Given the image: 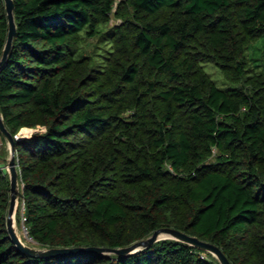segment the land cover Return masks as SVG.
<instances>
[{
    "label": "trees",
    "instance_id": "obj_1",
    "mask_svg": "<svg viewBox=\"0 0 264 264\" xmlns=\"http://www.w3.org/2000/svg\"><path fill=\"white\" fill-rule=\"evenodd\" d=\"M14 3L0 109L13 135L36 128L15 138L27 243L122 247L173 226L233 264H264V46L250 52L264 0ZM8 30L0 0V58ZM8 154L0 143V264H222L176 238L128 254L22 251Z\"/></svg>",
    "mask_w": 264,
    "mask_h": 264
},
{
    "label": "water",
    "instance_id": "obj_2",
    "mask_svg": "<svg viewBox=\"0 0 264 264\" xmlns=\"http://www.w3.org/2000/svg\"><path fill=\"white\" fill-rule=\"evenodd\" d=\"M5 6L7 10L9 30H8V36L3 50V54L0 58V72L8 59V55L13 46L14 37L17 33V23L14 13V7H15L14 0H5ZM31 130L33 132L34 130H36V128H31ZM0 131L7 138L10 145V157L8 158V165H9V173L11 178V198H10V207L7 215V226L12 239L15 241L17 246L22 251L32 256H40V257L79 253L86 251L116 252L119 254H128L139 251L140 249H143L145 247H148L162 238H176L212 252L214 255L218 257V259L222 264H233L229 259V257L227 256V254L218 244L209 240L202 239L197 235L190 234L184 230H181L173 226L159 227L155 229V231L148 237L136 240L133 243L122 247L89 245V246H62V247L54 246V247L42 248V247H36L34 245H30L20 237V235L18 234L15 228L14 221L16 217L17 205L21 192L19 170L17 168L16 157H15L16 140L14 135L11 133V131L8 129L5 123L1 109H0Z\"/></svg>",
    "mask_w": 264,
    "mask_h": 264
},
{
    "label": "rangeland",
    "instance_id": "obj_3",
    "mask_svg": "<svg viewBox=\"0 0 264 264\" xmlns=\"http://www.w3.org/2000/svg\"><path fill=\"white\" fill-rule=\"evenodd\" d=\"M120 21L119 18H112L111 22L112 24L118 23ZM264 46V37H261L252 47H251V54L252 55H259L263 49ZM206 70L211 74V76L216 80V82L220 86H229L230 83L226 80L221 68L214 62L208 61L204 63ZM29 129V128H28ZM10 155V152H9ZM9 158V157H8ZM19 206V201L17 205V209ZM15 228L20 235V237L27 242L28 241V236L23 228V225L21 221L18 218V214L16 211V217H15ZM37 247V246H36Z\"/></svg>",
    "mask_w": 264,
    "mask_h": 264
},
{
    "label": "built area",
    "instance_id": "obj_4",
    "mask_svg": "<svg viewBox=\"0 0 264 264\" xmlns=\"http://www.w3.org/2000/svg\"><path fill=\"white\" fill-rule=\"evenodd\" d=\"M29 128V129H28ZM32 133V130H31V127H24L21 131H19L18 133L14 134V137L15 138H20L22 136H25V135H30ZM7 169L9 170V165L7 164ZM26 219V216L23 212V228L28 236V239L29 240H34L33 237L29 234V230H28V227L24 224V220Z\"/></svg>",
    "mask_w": 264,
    "mask_h": 264
},
{
    "label": "crops",
    "instance_id": "obj_5",
    "mask_svg": "<svg viewBox=\"0 0 264 264\" xmlns=\"http://www.w3.org/2000/svg\"><path fill=\"white\" fill-rule=\"evenodd\" d=\"M0 143L4 144L7 149L9 150L10 152V145H9V141L7 140V138L5 137V140H3V138L1 137L0 135ZM10 157V155L8 154L7 158Z\"/></svg>",
    "mask_w": 264,
    "mask_h": 264
}]
</instances>
